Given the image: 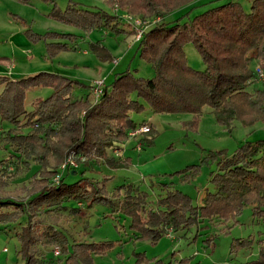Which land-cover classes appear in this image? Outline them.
Instances as JSON below:
<instances>
[{"label":"trees","instance_id":"16d2710c","mask_svg":"<svg viewBox=\"0 0 264 264\" xmlns=\"http://www.w3.org/2000/svg\"><path fill=\"white\" fill-rule=\"evenodd\" d=\"M193 1L107 0L109 5L117 3L128 11L152 15L161 11L164 15L184 7L191 9L180 12L174 20L163 19L153 24L138 41L140 57L154 70L152 78L138 77L128 69L116 74L97 100L90 98L94 85L89 86L90 93L79 97L76 89L86 88V85L54 72L39 71L18 79L0 75V116L2 121L13 126L6 141L16 145L17 151L27 157L39 154L34 158L45 160V166L48 156L57 153L64 157L69 154L85 156L99 164L120 168L128 166L130 160L112 159L108 150L121 146L131 130L146 125V121L139 124L132 115L146 111L145 103L154 113H189L196 119H200L204 108L209 106L217 122L230 131L236 120L248 126L264 122V81L262 87L249 89L257 80L252 62L257 61L264 70V0H252L249 11L239 0H228L191 18L190 12L196 7L191 5ZM50 16L86 32L109 28L117 34H136L135 24L118 12L70 3L65 10L55 5ZM47 36L54 39L68 37L67 42H48V51L53 56L59 51L76 49L70 45L77 40L74 34L48 32ZM188 43L194 44L201 54L206 66L204 70L189 64L185 51ZM93 49L102 60L112 58L104 46L93 45ZM252 53H256L255 57ZM41 86L51 87L52 94L35 99L32 109L28 110V90ZM27 127L32 130L24 133L22 129ZM155 134L154 128L152 134L144 136L143 147L153 144ZM203 161L216 162V170L211 173L215 190L206 193L201 205H195L187 193L168 189L156 208L149 207L146 193H138L132 185L129 184L125 191L123 185L109 192L98 181L80 175L74 169L75 173L68 175H78L75 180L66 181V173L59 182L48 178L26 203L0 196V224L9 225L27 215L26 224L16 233L21 241L19 252L24 256L25 264H43L33 249L41 240L39 236H44L42 242L47 245L61 244L64 252L70 242L53 227L40 234L36 222L32 221V211L42 207L79 210L66 204L71 201L84 203L87 207L99 202L110 205L114 211L129 217L132 227L154 240L164 236L163 232L169 226L179 232L199 226L207 219H235L250 204L254 205V218L264 219V139L246 141L230 156L211 152ZM6 162L1 159L0 166ZM189 169L194 170L186 172ZM195 171L196 165H192L176 173L186 172L184 176L189 177ZM0 183H3L2 177ZM204 242L212 244L214 238L207 237ZM253 243L254 240L237 238L231 251L250 247ZM111 245L112 242L100 245L73 242L66 264H91L93 253H102L105 246ZM52 262L51 259L47 264ZM245 264H264V246L260 248L257 260Z\"/></svg>","mask_w":264,"mask_h":264},{"label":"rangeland","instance_id":"374dc122","mask_svg":"<svg viewBox=\"0 0 264 264\" xmlns=\"http://www.w3.org/2000/svg\"><path fill=\"white\" fill-rule=\"evenodd\" d=\"M227 1L195 0L191 5L196 7L189 16L192 18ZM239 1L247 11L250 10L252 0ZM70 3L88 9H101L115 14L118 12L131 21L136 19L149 23L163 19L174 20L180 12L189 9L184 7L182 10L168 11L164 15V11L152 15L128 11L117 3L109 5L107 0H0V68H9L19 76L49 71L77 79L86 85V88L76 89L79 97L90 93L89 86L94 83L104 80L109 85L116 74L128 69L138 77L152 78L155 75L151 64L140 57L135 35L117 34L109 28H95L86 32L50 16L55 5L65 10ZM48 32L74 34L77 40L70 42V45L76 49L51 55L48 42H67L68 37L49 38ZM93 45L101 48L104 46L112 58L106 61L100 59ZM185 51L193 68L205 69V62L194 44H186ZM251 55L255 57L256 53ZM251 67L257 76V80L249 88L253 90L263 86L264 70L255 60ZM52 92L53 89L47 86L28 90L27 109H32L35 99L47 98ZM145 105L146 111L132 115L139 124L146 121L144 126L148 125L150 130L137 135L129 134V138L121 146L108 150V156L112 159L130 160L128 166L120 168L106 163L99 164L85 156L69 154L64 157L57 153L48 156L45 166V160L34 158L39 154L27 157L17 151L16 145L6 141L8 131L13 126L2 121L0 116V160H7L0 166V177L3 178L0 196L26 203L44 186L48 178L53 180L66 173V181L75 180L78 175L68 174L78 170L80 175L84 174L98 181L109 192L123 185L125 191L129 184L132 185L138 189V193H146L149 207L156 208L158 200L165 197L168 189L187 193L195 205H201L206 193L215 190L211 173L216 170V162H204V158L211 152L230 156L244 142L264 139V122L248 126L236 120L230 131L217 122L209 106L204 108L200 119H196L189 113H154L148 104ZM154 128L156 134L153 144L143 147L142 139L147 133L152 134ZM31 130V127L22 129L24 133ZM132 131L134 130L131 133ZM192 165H196V173L193 175L184 176L194 169L182 174L176 173ZM66 204L70 208L78 207L79 210L42 207L32 211V221L36 222V229L40 234L48 227H53L52 229L62 232L70 242L64 252L61 244L47 245L42 242L45 240L44 236H39L41 240L33 249L43 264L51 259L52 264H66V257L73 250V242L99 245L112 242L110 247L105 246L102 253L91 255V264H245L257 260L259 250L264 246V219L254 218L252 204L246 206L237 218L228 221L207 219L199 226L178 230L179 232L169 226L163 232L164 236L157 240L132 227L129 217L114 211L113 207L103 202L91 207L76 201ZM26 221L27 215H24L18 222L0 224V264H25V258L19 252L21 241L16 233L22 230ZM207 237H213L214 242L207 245L204 242ZM240 237L254 240L253 245L232 252V243Z\"/></svg>","mask_w":264,"mask_h":264},{"label":"built area","instance_id":"2783aa9c","mask_svg":"<svg viewBox=\"0 0 264 264\" xmlns=\"http://www.w3.org/2000/svg\"><path fill=\"white\" fill-rule=\"evenodd\" d=\"M123 18L125 20L130 21V22H132V23L135 24V27H136L135 40L136 41H139L142 38V36H143V34H144V32H145L146 29H148L153 24L157 23V21H153V22H150V23L147 22V21H141V22H139L136 19L133 20V21H131V20L127 19V16L126 15H124ZM105 86H106V83H105L104 80H100V81L94 83L93 90H94V95H95L94 98H95V100H97L100 97V95L102 94L103 89H104ZM148 130H150V127L148 125L147 126H142V127L137 128L136 130L132 131V133L130 131L129 134H130V136L131 135H137L138 133H142V132L148 131ZM115 152H118V151H115ZM61 178H62L61 176H57L56 178H54V181L55 182H59V180ZM58 249L59 248L57 247V250ZM5 251H7V249H5ZM56 253H59V251H57Z\"/></svg>","mask_w":264,"mask_h":264},{"label":"crops","instance_id":"0c3cea01","mask_svg":"<svg viewBox=\"0 0 264 264\" xmlns=\"http://www.w3.org/2000/svg\"><path fill=\"white\" fill-rule=\"evenodd\" d=\"M0 74L1 75H7V76H10V77H12V78H14V79H18V78H21V77H25V76H19V75H17V74H15L14 72H12V70L11 69H3V68H0ZM35 74V73H34ZM94 85V84H93ZM92 95H93V97L95 96L94 95V90L92 89Z\"/></svg>","mask_w":264,"mask_h":264}]
</instances>
